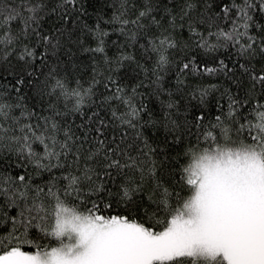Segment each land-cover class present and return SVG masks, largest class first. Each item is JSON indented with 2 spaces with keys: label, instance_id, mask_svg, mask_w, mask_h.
<instances>
[{
  "label": "snow or ice",
  "instance_id": "6c2138e0",
  "mask_svg": "<svg viewBox=\"0 0 264 264\" xmlns=\"http://www.w3.org/2000/svg\"><path fill=\"white\" fill-rule=\"evenodd\" d=\"M0 264H264V0H0Z\"/></svg>",
  "mask_w": 264,
  "mask_h": 264
}]
</instances>
